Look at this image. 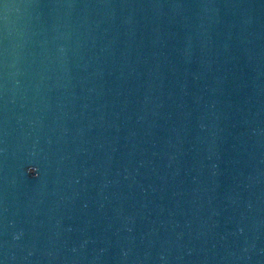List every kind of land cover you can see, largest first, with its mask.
I'll return each mask as SVG.
<instances>
[{"label": "water", "instance_id": "1", "mask_svg": "<svg viewBox=\"0 0 264 264\" xmlns=\"http://www.w3.org/2000/svg\"><path fill=\"white\" fill-rule=\"evenodd\" d=\"M0 264H264V0H0Z\"/></svg>", "mask_w": 264, "mask_h": 264}, {"label": "clouds", "instance_id": "2", "mask_svg": "<svg viewBox=\"0 0 264 264\" xmlns=\"http://www.w3.org/2000/svg\"><path fill=\"white\" fill-rule=\"evenodd\" d=\"M29 171L32 172V171H34V169H31V168H30Z\"/></svg>", "mask_w": 264, "mask_h": 264}]
</instances>
